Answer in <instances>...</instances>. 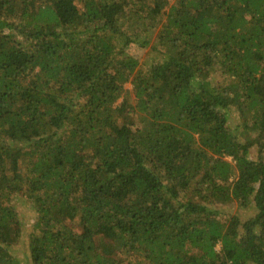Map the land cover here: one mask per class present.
Returning a JSON list of instances; mask_svg holds the SVG:
<instances>
[{
    "label": "trees",
    "instance_id": "16d2710c",
    "mask_svg": "<svg viewBox=\"0 0 264 264\" xmlns=\"http://www.w3.org/2000/svg\"><path fill=\"white\" fill-rule=\"evenodd\" d=\"M23 239L28 264H264V0H0V264Z\"/></svg>",
    "mask_w": 264,
    "mask_h": 264
},
{
    "label": "rangeland",
    "instance_id": "374dc122",
    "mask_svg": "<svg viewBox=\"0 0 264 264\" xmlns=\"http://www.w3.org/2000/svg\"><path fill=\"white\" fill-rule=\"evenodd\" d=\"M138 54H139L138 57L143 59L142 57H144L143 56L144 51L141 54H140V52H138ZM125 89H126L127 93H124L123 97L121 99H119V103L123 102L124 100L130 101L131 97L133 96V95H131L132 85L130 83H127L125 85ZM128 92H129V94H128ZM250 156L252 159H254L258 156V153L256 152V150L253 149L251 151ZM16 205H17V210H18L19 215H20V221L22 224V228H23V230L28 232L30 226L33 224V219H34V215H35L34 211L27 204V202L22 200L21 198L16 200ZM223 209H225L228 216H237V217H240L242 220H245L246 218H248L254 214V211L244 210L243 208L239 207L237 204H232L230 206L224 207ZM14 254H15L14 255L15 259L19 263L21 262L22 264H28V259L26 256V242H24V239L18 245Z\"/></svg>",
    "mask_w": 264,
    "mask_h": 264
}]
</instances>
